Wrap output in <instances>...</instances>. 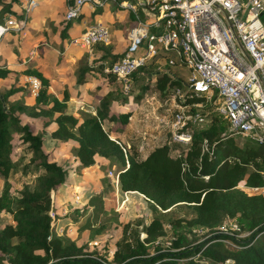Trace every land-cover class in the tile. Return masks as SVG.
Segmentation results:
<instances>
[{"label":"trees","instance_id":"obj_1","mask_svg":"<svg viewBox=\"0 0 264 264\" xmlns=\"http://www.w3.org/2000/svg\"><path fill=\"white\" fill-rule=\"evenodd\" d=\"M10 5L4 9L0 21L9 14L19 20V14L10 12ZM99 11L96 8L91 16ZM138 13L142 17L139 6ZM128 15L133 26L134 15L130 11ZM70 20L66 21L64 30ZM100 44L92 48H99ZM107 57V53L99 56L96 65L103 66ZM88 69L80 70L78 82ZM10 72L0 65V79L8 77ZM19 73L39 81L27 113L40 118L43 128L53 123L50 138L76 143L75 170L92 165L96 155L116 159L119 169L115 174L120 190L143 196L150 203L152 217L141 226L142 239L125 222L121 239L107 255L87 253L75 241L53 233L54 220L49 212H55L54 193L64 185L66 172L48 159L49 152L43 145L45 129L35 132L30 125L20 123L10 106L5 109L7 98L24 90L11 86L0 93V178L3 179L0 213L8 214L11 220L0 226V264H179V260L182 264H264V193H248L236 186L244 180L245 187H264V142L246 138L238 143L235 133L227 130L225 121L203 95L193 96L178 79L155 72V88L165 100L179 88L183 96L180 101L176 99L177 105H185V114L198 113L203 120L202 123L186 121L183 129L190 133L187 144L166 141L143 155L135 145L125 148L117 136L110 135L111 129L106 128L110 124L116 131L117 126L129 122L132 114L129 110L113 111L111 102L118 96L112 90L100 97L94 115L74 116L66 111L69 97L66 91L60 99L51 94L49 79L38 67L27 66ZM104 76L120 85L107 70ZM15 132L19 144L25 145L30 153L29 162L38 171L32 186L22 184L17 196L12 195L8 180L15 166L11 141ZM204 140L208 148L202 152ZM174 207L183 209L188 216H178ZM225 218L233 221L236 230L218 229ZM165 225L169 227L170 240L168 246L161 247L158 240L166 233ZM192 228L206 229L209 235L192 243L187 237ZM240 233L247 234L237 236ZM226 241L234 246H228Z\"/></svg>","mask_w":264,"mask_h":264},{"label":"rangeland","instance_id":"obj_2","mask_svg":"<svg viewBox=\"0 0 264 264\" xmlns=\"http://www.w3.org/2000/svg\"><path fill=\"white\" fill-rule=\"evenodd\" d=\"M15 1L16 0H0V17L5 13L3 11L8 3L11 4L10 7H13ZM58 2L60 1L58 0ZM105 4L104 9L100 8L99 13L92 16V21L90 17L87 18V23L84 24V28L86 24L90 25L97 22L107 25L110 31V39L107 43L100 44V49L92 48L90 52H80L79 49L82 47H80L79 44H76L77 46L73 44L74 47H77L73 50L76 51V54H72L70 60H74L76 56H80V59L78 58L70 69H59L58 74H56L58 62L61 66H64L65 63L63 62L64 60H57V52L46 54L45 58L41 56V59H45L46 72H48L52 78L57 81V75H59L60 81L63 80L62 84H60L62 87H72L74 83L76 85L87 82L90 84H87V86H78L75 91H78V93H87L90 91L88 87H92L101 92L112 90L113 95L118 96L115 101L111 102L113 111L129 110L133 113L127 124L117 126L118 129H116V132L120 136L121 144L125 148L129 145H135L142 154H145L151 148L165 143L166 141L168 142V129H171L172 117L175 110L179 109V103L176 100L178 97L172 95V97L165 100L161 93L155 88V72H164L172 79H178L182 83L186 81L188 72L186 68L176 60L177 58H175L172 52L160 50L145 61L143 69L135 71L131 77L129 90L126 92L123 91L121 85H118L113 79L112 81L106 80L104 75L106 74L107 65L118 58L129 45L130 39L128 37V29L131 27V21L126 9L118 8L115 3L109 0L106 1ZM90 9H85L86 16L87 13L92 15L93 11L96 10V8ZM50 14L52 15L47 18L45 23L46 27L48 26L47 34H44L45 37L43 36V39L54 43L57 37L55 39L53 34L57 33V29L62 32L67 20L64 17V12L59 9L58 11L57 9H53ZM260 19L263 22L264 15H261ZM72 20L77 21V19ZM69 31V36L72 38L78 35V30L76 28L70 29ZM18 37H16L15 40L9 38L1 39L0 65L8 66L11 63H16L20 59L21 61H28L29 53L23 54L22 52L25 50L17 52L18 47L13 46V41L15 45H17ZM59 37H62L61 33H59ZM52 42H50V44H53ZM54 48L56 49L57 46ZM106 53L108 55L106 59L107 62L103 64V66L98 67L96 65V60L99 56L105 55ZM37 56L40 57V54H37ZM114 56L116 57L113 58ZM83 67L89 69L82 74L83 80L78 82L77 79ZM18 69L19 70H17L16 67L13 68V73H19L23 67ZM23 76L25 75L22 74L21 77ZM8 77L12 78L14 82L18 80L17 75L11 74ZM5 83L6 82H0V93H4L11 86L16 87L13 86L15 83ZM19 83L20 85L18 87H22L24 90L20 93H16V95H18L17 98L15 95L8 97L5 109L10 106L15 113L17 112L16 114L20 119V123L30 125L33 129H36L34 130L35 132H39L41 129H52L54 126L53 123L43 128L40 118L31 117L27 113L31 109L33 99L28 87H26L27 82H24V80L20 78ZM120 100L122 101L120 102ZM178 100L180 101L182 99L178 98ZM186 109L187 108H185V110ZM13 135L11 140L13 144L12 160L15 166L13 171L9 174L8 180L11 183L10 191L12 195L17 196V190L22 184L25 183L32 186L38 171L34 168L33 164L29 162L30 153L26 150L25 145L19 144L17 133L15 132ZM234 136L238 143H242L243 140L246 139L240 134H235ZM45 138L44 146L49 148L51 141L48 137ZM75 148L76 146H73V144H67L64 147L61 146L60 149L53 148V151L51 150L49 152L50 155L48 159L49 161L61 162V167H66L64 169L65 172L66 169H68L79 173L80 170L76 171L75 165L71 161V156L74 155ZM104 166H106L108 170L104 168V175L96 177L95 180L90 181V184L85 180L89 176H92V173L87 171L83 172V181L77 184L74 190H70L69 197L67 196L66 200L68 201L69 198L72 199V194L74 193L80 196V202L76 203V206L73 208L71 207L68 212L64 213L62 210H60L59 213H56L57 211L54 212L53 228H51L52 231H54V228L57 227V235L75 241L78 245L83 247L84 251L95 255H107V251H112L115 248V244L121 239V228L125 222L130 223L131 228L138 233V238L142 239L144 234L141 231V226L152 217L150 203H148L143 196L134 192L124 193L114 189L112 185L113 176H109L108 171L115 174L119 169L118 161L111 158ZM2 183L3 179L0 178V190L2 188ZM243 190L248 193H264V188H260L256 191L248 188H244ZM57 207L54 205L55 209ZM174 210H176L178 216H188L183 209L174 207ZM64 217L67 219H64ZM10 221L8 214L0 213V226ZM165 229V235L158 240V244L161 247L169 245L170 231L168 225H165ZM218 229L225 232L236 230L233 221L228 218L222 221ZM246 234L247 233H240L237 234V236ZM208 235L206 229L202 228H192L187 233V237L192 243L201 241ZM93 243H96V245ZM226 243L228 246H234L229 241H226ZM152 248L153 247H151V251ZM178 263L182 264V261L179 260ZM226 263H229V261Z\"/></svg>","mask_w":264,"mask_h":264},{"label":"built area","instance_id":"obj_3","mask_svg":"<svg viewBox=\"0 0 264 264\" xmlns=\"http://www.w3.org/2000/svg\"><path fill=\"white\" fill-rule=\"evenodd\" d=\"M39 1L18 0L20 18L9 14L0 21V42L9 31H19L26 25L27 16ZM69 1L66 0L64 11L66 20L78 18L86 5L104 9L108 0H73L72 4ZM109 1L133 13L136 20L128 29L129 45L106 67L123 91L129 90L132 73L150 56L160 50L170 51L188 72L184 86L191 95H203L212 104L228 131L254 142H264V23L259 15L264 10V0ZM109 39L108 26L97 22L87 26L71 42L90 51L94 44H105ZM24 79L30 93L36 95L38 79L26 75ZM173 96L182 98L183 93L176 88ZM178 107L168 129V142L185 145L190 141V133L183 129L186 121L202 123L203 119L198 113L185 114V105ZM207 148L204 140L201 151ZM108 175L117 180L111 171ZM236 186L248 188L244 180ZM78 202L80 196L73 193L70 203ZM53 214L49 212L52 218Z\"/></svg>","mask_w":264,"mask_h":264},{"label":"crops","instance_id":"obj_4","mask_svg":"<svg viewBox=\"0 0 264 264\" xmlns=\"http://www.w3.org/2000/svg\"><path fill=\"white\" fill-rule=\"evenodd\" d=\"M59 1L60 2H58V0H40L39 4L27 16L26 25L21 30L10 31L2 37V39L3 38H5V39L9 38L11 40H15L16 37L19 36L17 45H15V43L13 41V46L18 47L17 52L25 50L22 53L23 54L29 53V56L27 59L28 61H26V60L21 61V59H20L16 63H11L8 66H6L11 71L9 75H11V74L17 75V79H18L17 81L14 82V80L12 78L6 77L4 79H0V82H6V83L8 82V84L15 83V85H13V86L17 87L20 85V83H19L20 78H22L24 80V82H26V81L24 79V76L21 77L22 74L13 73V71H12L13 68L16 67V69L19 70L18 68H20V67H23V68L27 67V66L38 67V70L41 71V73L49 79V92H52L51 94L56 96L58 99L61 98L64 91H66V93L68 94L69 97H68V100L66 101V111L68 113H71L74 116H79L80 113H89V114L94 115L95 114V107L97 106L98 100L107 90L105 92L104 91L101 92V91L93 89L92 87H88V90H90V91L87 93L86 92L78 93V91H75V90H77L78 86L79 87L80 86H87V84H90L87 82H83L82 84H76V85L74 83V86H72V87H62V86H60V84H62L63 80L60 81L59 75H57V81L54 78H52L48 74V72H46L45 59H41V56H42V58H45L46 54H50L52 52H57V60L58 59L60 61L64 60L63 62L65 63V65L61 66V64L58 62L56 74H58V70L61 68H69L70 69L73 66V63L78 58L80 59V56H78V57L76 56L74 58V60H72V61L70 60V58L72 57V54L73 55L76 54V51H73V50L75 48H77V47H74V45L75 46H77V45L74 42H71V40H73V38L69 36V33H70L69 30L76 28L78 30V34H79L82 30H84L87 26H89L86 24V27L84 28V26H85L84 24L87 23V18L92 17L90 13H87V16H86L85 9L88 10V8L90 9L91 7L85 6L83 8L81 14L78 16V18H76L77 21L71 19L69 21L66 29L65 30L63 29L64 32L63 31L61 32L57 29V33L53 34L55 39L57 37V40L53 43L52 41L44 40L43 36H44V34H47V29H48V26L46 27V24H45L46 20L50 15L53 14V13L50 14V12L53 9H57V11L59 9L60 11H63V12L65 11L66 0H64V1L59 0ZM9 9H10L11 13L18 16V14L20 12V5H19L18 0H17V2L14 3L13 7H10ZM88 12H90V11H88ZM80 23H81V27H80ZM82 27H83V29H82ZM59 33H61L62 37H59ZM76 36H74V37H76ZM50 42H52L53 44H50ZM18 44H19V46H18ZM56 46H57V48L55 49L54 47H56ZM81 49H83V48H81ZM81 49H79L80 52H82V51L90 52L91 51V50L87 51L85 49H83V50H81ZM37 54H40V57H38ZM81 55H82V53H81ZM26 85L29 89V84L26 83ZM14 95L16 96V98L18 97V95L13 94V96ZM31 96L33 99L32 94H31ZM132 114H131V116H132ZM131 116H130V119H131ZM112 126L113 125L109 124V126H107L106 128L111 129L110 133L111 134L113 133L114 136L115 137L117 136V138L120 140V136L118 135V133L116 131H114ZM34 130H36V129H34ZM51 130L52 129H45L43 132V138H44L43 139V145H44V141L46 139L45 137H48V139L51 141L49 148H46L44 146L48 152H50L51 150L53 151V148L60 149L61 146L64 147L67 144H69V145L73 144V146H76V143L72 140L58 142V141L50 138L49 132ZM49 155H50V153H49ZM143 155H145V154H143ZM71 157H72L71 158L72 163L74 165H76V162L74 160V155H72ZM109 161L110 160L107 158H103V157L96 155L94 157V163L88 167L80 169L79 173H76L74 171H70V170L66 169L67 174L65 176L64 185L59 187L54 193V199H53L54 205L56 207L58 206L54 211L55 212L57 211L56 213H59L60 210L68 212L71 209V207L73 208L74 206H76L75 203H72V204L70 203V201H71L70 198L68 201H66V200H67V196L69 197L70 190L71 189L74 190V188L77 186V184H79L80 182L83 181V178H84L83 172L87 171V172L92 173V176H89L85 180L88 182V184H90L91 183L90 181L95 180L96 177H100L101 175H104L103 169L105 168L106 170H108V168L104 165L107 164ZM53 162H55V161H53ZM55 163L62 166L61 162L58 163L56 161ZM62 168L65 169L66 167H62ZM112 185L116 191L119 190V192H123L119 188L118 179L113 180ZM124 193H126V192H124ZM128 193H131V192H128ZM64 219H67V218L64 217ZM59 221H60V219H59ZM54 229L56 230L55 233L57 235V232H58L57 227H55Z\"/></svg>","mask_w":264,"mask_h":264},{"label":"water","instance_id":"obj_5","mask_svg":"<svg viewBox=\"0 0 264 264\" xmlns=\"http://www.w3.org/2000/svg\"><path fill=\"white\" fill-rule=\"evenodd\" d=\"M259 15H260V16H261V15H264V10H263ZM263 23H264V21H263Z\"/></svg>","mask_w":264,"mask_h":264}]
</instances>
